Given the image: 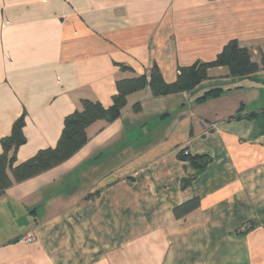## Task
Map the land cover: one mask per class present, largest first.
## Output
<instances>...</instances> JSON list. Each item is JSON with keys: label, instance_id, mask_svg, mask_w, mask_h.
<instances>
[{"label": "crops", "instance_id": "0c3cea01", "mask_svg": "<svg viewBox=\"0 0 264 264\" xmlns=\"http://www.w3.org/2000/svg\"><path fill=\"white\" fill-rule=\"evenodd\" d=\"M230 40L257 73L134 93L69 160L1 192L0 264H264V127L249 118L264 111V0H0V154L22 119L15 164L54 148L80 100L109 108L117 80L154 65L172 83ZM183 150L210 158L184 189Z\"/></svg>", "mask_w": 264, "mask_h": 264}, {"label": "trees", "instance_id": "16d2710c", "mask_svg": "<svg viewBox=\"0 0 264 264\" xmlns=\"http://www.w3.org/2000/svg\"><path fill=\"white\" fill-rule=\"evenodd\" d=\"M261 69L264 70V50L260 52ZM121 71L129 70L120 65ZM216 68H226L228 76L242 77L252 75L260 70L257 63L251 61L248 51L237 40L228 41L220 53L209 62H199L191 66L178 68L175 81L166 83L157 66H152L149 77L146 75L117 80L116 93L112 96V104L104 108L100 103L82 99L79 108L66 116L63 122L61 136L54 148L39 150L28 160L15 164L16 150L24 143L22 133L23 121L18 119L10 135L1 140L2 153L0 154V193L13 184L34 178L65 161L81 150L87 143V129L98 121L107 123L118 119L127 105V98L137 92L149 89L154 98L172 96L188 92L202 81L209 78L208 72ZM220 90H214L208 95L216 96ZM205 96V97H206ZM203 97L202 99H204ZM134 113L141 111L140 103L132 106ZM261 116L264 127V111L260 114H251L249 118ZM181 161L188 162L194 173L181 181V188L190 186L194 177L210 162L207 156H191L187 150L177 154ZM199 206V200L193 198L173 209L176 218L183 217Z\"/></svg>", "mask_w": 264, "mask_h": 264}, {"label": "built area", "instance_id": "2783aa9c", "mask_svg": "<svg viewBox=\"0 0 264 264\" xmlns=\"http://www.w3.org/2000/svg\"><path fill=\"white\" fill-rule=\"evenodd\" d=\"M145 75H146V77H149V75H150V69L149 70H146ZM21 241L22 242H25V243H32L33 242V237L26 236V237L22 238Z\"/></svg>", "mask_w": 264, "mask_h": 264}]
</instances>
